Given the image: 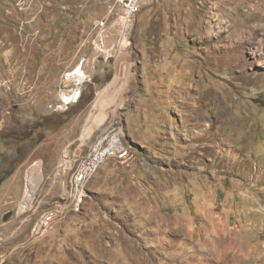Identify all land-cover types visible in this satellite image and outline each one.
Here are the masks:
<instances>
[{
  "label": "rangeland",
  "instance_id": "rangeland-1",
  "mask_svg": "<svg viewBox=\"0 0 264 264\" xmlns=\"http://www.w3.org/2000/svg\"><path fill=\"white\" fill-rule=\"evenodd\" d=\"M109 3L0 0V173L15 166L0 186V264H264V67L249 50L264 43V0H145L118 55L110 26L107 57L88 40ZM209 92L228 117L209 100L203 116L191 111ZM118 118L134 158L103 163L82 210L34 242V219L17 214L29 167L42 163L34 217L64 198L62 160L78 162ZM36 123L44 136L5 142ZM161 178L175 179L174 192L162 212L145 213L136 191L161 193ZM95 182L103 194L88 189Z\"/></svg>",
  "mask_w": 264,
  "mask_h": 264
},
{
  "label": "built area",
  "instance_id": "built-area-1",
  "mask_svg": "<svg viewBox=\"0 0 264 264\" xmlns=\"http://www.w3.org/2000/svg\"><path fill=\"white\" fill-rule=\"evenodd\" d=\"M144 2L145 0H110L107 8V15L102 19L95 20L89 32L90 40H88V43L98 51L99 55H106L109 57L110 52H112L114 49L109 47L106 42L108 35H110L112 32V30L110 31V26H113V23H117L120 34L116 44L117 49L115 50V55H118V53L123 50L124 45H126V43L130 40V33L135 24L138 12L143 7ZM127 14H135L134 23H127ZM66 99L67 98L63 92L58 97V100L61 103L66 101ZM56 107L58 110H61L62 104H58ZM12 112L13 105H9L4 108V115L11 116ZM0 123H3V117H0ZM6 125L7 123H4V128ZM117 127H121L120 118L119 122H112L108 133L100 138L110 139V141H112V148L108 149L104 155H101L100 159H120L122 163H127L128 157L119 155L120 145H118V138H123V134H117ZM100 139H97V141L90 147L88 153L82 156V166H75V163L73 164L71 159L66 158L65 160H62L61 165L63 167L62 170H64V173H71L62 201L54 203L48 207H39L38 205L34 209V217H27V213H24V205L26 204V200L25 202H18L17 214L23 218V221L27 222L29 219H34L29 236L34 237L36 235L51 234L55 230V222L61 221L62 212H60V203L70 202L74 184H76L82 176H86L90 172L92 166H86V158L90 155L93 147H97V144H100ZM36 164H38L37 166L40 167L42 173V163L39 161L34 162L27 170L24 193H28V195H31L28 188L30 180L33 179L35 182V178L39 176V171L34 169ZM95 164H97V162H95ZM33 170L35 171V174L32 173ZM41 176L43 177V174ZM36 201L37 197H35V203Z\"/></svg>",
  "mask_w": 264,
  "mask_h": 264
},
{
  "label": "bare ground",
  "instance_id": "bare-ground-1",
  "mask_svg": "<svg viewBox=\"0 0 264 264\" xmlns=\"http://www.w3.org/2000/svg\"><path fill=\"white\" fill-rule=\"evenodd\" d=\"M134 21H135V14H127V23H134ZM249 50H250V57L255 61L256 65L264 67V43H263V41L258 42L257 46L250 47ZM237 56H239V55H234V56L231 57L232 58L231 60H233V61L237 60L238 61L237 63L234 64V65H236V67H238L240 65V62H239ZM227 58H229V56H227ZM262 76L264 77V74H262ZM202 100H206V101L209 100V101L213 102L215 105H218L219 111H217V112H218V116L219 117H224V116L228 117V111L226 109L222 111L223 104H222L221 100H218V98H216V96L214 94L210 95V92L204 94L203 96L198 97L196 99V103H194V105L190 104L189 108L191 109V111L193 113H196V114L198 113V115L200 117L203 116V114L199 113L203 109V106H204L202 104ZM114 122H119V118L115 119ZM123 129L124 128H123V125H122V122H121V127H117V134H123ZM218 142L219 143H223V142H226V141H224L222 139H218ZM118 145H120V147H119V155H122L124 157H128V163H129V161L134 158V155L131 153V150L129 149V147H127L123 143V138H118ZM111 148H112V141H110V139H100V144H97V147H93L90 155L86 158V166H92V168H91L90 172L88 173V175L82 176L78 180V182L76 184H74V188H73L72 197H71L70 202L69 203H60V212H62L61 215H63L66 211H77V212L80 211V209L82 208V205L84 203V200H85V198L87 196V192L85 191V189H86L85 187H86L88 181H90V179L94 176V174L97 172V170L101 167V165L103 163L107 162L108 160H115V161L122 162L120 159H100L101 155H104L105 152H107L108 149H111ZM231 157H234V156H231ZM95 162H97V164H95ZM82 164H83V157H81L79 159V161L75 163V166H82ZM37 165L38 164H36V168L39 167ZM34 172L35 171L33 170L32 173L35 174ZM39 179L42 180V178H40V176H39ZM37 181H38V177L35 178V182H34L33 179L30 180L28 188L30 190L31 195H28V193H25L24 197L21 200V202H25V200H26V204L24 205V213H29V211L31 210V206H32V203H33V200H34V196L36 195V191H37V190H35V188H33V186L34 185L37 186ZM33 183H34V185H33ZM84 193H85V195H84ZM57 222H55V224ZM187 232L190 233V234L195 233V231H193L191 228H188ZM45 236H46V234H44V235H36L34 237H32V236L31 237L34 240V242H37L39 239H41V238H43ZM191 238H194V237H191ZM226 241L227 240H225V242ZM245 254H246L245 257L248 258V257H250V255L254 254V250L250 249Z\"/></svg>",
  "mask_w": 264,
  "mask_h": 264
},
{
  "label": "crops",
  "instance_id": "crops-1",
  "mask_svg": "<svg viewBox=\"0 0 264 264\" xmlns=\"http://www.w3.org/2000/svg\"><path fill=\"white\" fill-rule=\"evenodd\" d=\"M144 115V114H142ZM103 170V168H102ZM146 176V175H144ZM105 178V175H101L100 174V179H99V183L102 181V179ZM168 183H167V182ZM170 181H175V179H169V178H161L160 183L157 182L155 185H160L161 183H163L165 186V188L162 189V192L159 193L160 191H157L155 189H146L147 191H144V189H137L136 191V195H137V200H138V207L139 209H142L145 213H149V212H154L157 211L158 213H160V211L162 212L165 207H163V204H165L168 199V195L170 194V192H174V188L172 187V183ZM96 183V182H95ZM92 184L90 183L88 185V189L92 190V194L94 195H100L103 194L104 190L100 187L101 185L99 184ZM181 183V188L184 190V184L185 182H180ZM96 187V188H95ZM122 191H118V194H122ZM174 203H170L168 206V208H172L174 209ZM162 207V208H161ZM170 208V209H171ZM166 211H169L168 209H166ZM174 211V210H173ZM170 214V213H169ZM157 222L159 221V219L161 218L162 221H168L171 217L168 214H164V215H157ZM145 218H150L147 215L145 216ZM179 220V219H178Z\"/></svg>",
  "mask_w": 264,
  "mask_h": 264
},
{
  "label": "trees",
  "instance_id": "trees-1",
  "mask_svg": "<svg viewBox=\"0 0 264 264\" xmlns=\"http://www.w3.org/2000/svg\"><path fill=\"white\" fill-rule=\"evenodd\" d=\"M46 129L43 128L41 123H36L34 127L31 128H22V129H11L9 135H7L4 140L5 142H15L18 144L23 143L24 141H34L36 137L44 136ZM39 141V139H38Z\"/></svg>",
  "mask_w": 264,
  "mask_h": 264
},
{
  "label": "water",
  "instance_id": "water-1",
  "mask_svg": "<svg viewBox=\"0 0 264 264\" xmlns=\"http://www.w3.org/2000/svg\"><path fill=\"white\" fill-rule=\"evenodd\" d=\"M100 61H104V58L100 57ZM12 171L11 172L10 171H5V172L0 173V184H1V182H3L5 179H7L10 176Z\"/></svg>",
  "mask_w": 264,
  "mask_h": 264
},
{
  "label": "flooded vegetation",
  "instance_id": "flooded-vegetation-1",
  "mask_svg": "<svg viewBox=\"0 0 264 264\" xmlns=\"http://www.w3.org/2000/svg\"><path fill=\"white\" fill-rule=\"evenodd\" d=\"M12 170H13V171H12ZM6 171H10V172L12 171V173L10 174V176H11V175L14 173V171H15V166L13 165L11 168H9V169L6 170ZM3 172H5V171H3ZM10 176H9V177H10ZM9 177H8V178H9ZM5 180H6V179H5ZM5 180H4V181H5ZM4 181H3V182H4ZM3 182H1V184H2ZM1 184H0V186H1Z\"/></svg>",
  "mask_w": 264,
  "mask_h": 264
}]
</instances>
